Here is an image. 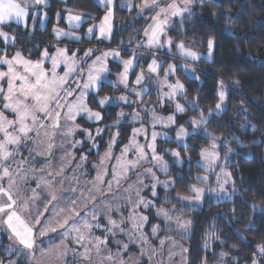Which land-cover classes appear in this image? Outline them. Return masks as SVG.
<instances>
[{
    "label": "snow or ice",
    "instance_id": "1",
    "mask_svg": "<svg viewBox=\"0 0 264 264\" xmlns=\"http://www.w3.org/2000/svg\"><path fill=\"white\" fill-rule=\"evenodd\" d=\"M67 3V0H65ZM197 0H164L163 5L161 0H142L140 5H135L132 0H121L120 7H126L128 10L132 8H138V15H142L146 10L152 11L155 14L149 17L151 23L142 29L144 39L137 42L136 47L132 49L131 55L128 59H123L120 56L118 50H109L101 52L100 55L93 57V53L97 51L94 48H88L84 51L83 57H77V51H73L72 55H68L69 50L67 48H56L55 54H50L48 49L45 48L41 54V59L33 61L30 58H25L20 50H16L14 53H9L7 46L15 44L16 37L10 35V25L15 23L24 28L28 27L29 22L33 25L40 19L41 14L43 18L48 19L47 12L43 11L48 6V0H0V231L9 234V239L13 240L15 244L22 246L23 250H28L27 255L32 256L35 260L36 253L39 252L42 256L46 255L45 251L41 248L40 244L43 243L42 238L51 232L57 230V226L64 228V235L70 232H75V242L84 247V252L79 255L85 260H90V253L92 249L84 245L86 240L84 230L90 231L92 228L101 229L115 235L113 228H119L120 232L124 229L120 227V224L124 223V218L121 216V220L118 223L116 220L108 216V224L111 227L105 228L99 223L100 216L96 214L95 207L92 205L91 220L95 223H89L87 217L84 218V224L78 226L73 222L68 226V220L64 219L63 223L59 220H55L61 213L65 212V209L56 210V205L59 203V198L55 192H48L46 201L42 202V210L36 208V201L39 199V195L36 189L27 188L28 174L30 169L22 167L26 161L21 160L16 162V158L21 156L20 149L26 148L30 142L36 143L37 137L40 135L41 129H51L53 134L57 130H61L65 137H73L76 131H79L84 140H72L70 142L71 147L77 146L83 147L84 143L91 142L89 151L93 148L99 149L100 145L96 142V137H101L108 129V125L104 127H97L93 134L87 128H81L79 124L75 123L77 117H82L93 123L100 122L104 119L101 111L93 110L88 103L89 97H93V103L99 105L101 109L105 106L111 107L113 104H143V98L148 94V87L145 85V80H151L156 78L155 83L158 85L156 95L159 97L158 105L149 108L145 106L144 111L151 114V128L152 131L149 134V129L143 126V117L140 112H133V121H140L141 127L133 128L132 135L128 142L121 150L119 157L114 155L113 149L116 147L119 141L120 132L109 133L111 136L108 142V148L105 151L103 157H101L98 164H94L96 176L91 182V188L88 189L87 199L93 200L95 197L94 192H100L101 196L105 194L104 188L108 192H111L117 187L123 180L127 179V174L130 170L135 169L137 166L151 162L157 168L158 171L164 175L168 174L169 165L164 160V157L157 151V138L163 137L166 140H171V137L167 133H159L155 131L157 125L161 127H175L176 142L187 151L188 138L194 136L197 129H204L208 124V116H206L199 105L187 99V89L185 85L178 79L170 82L169 77H175L177 65L169 64L167 68H164V64L156 56L155 52L158 50H165L167 54H173L172 49L176 48L175 55H179L186 60L192 62L198 61L201 58V54L193 50L192 47L186 46L181 40L174 42L173 38L168 34L169 29L174 28L175 23H182L186 14L191 15L192 5ZM203 5L206 0H198ZM97 6H101L105 9L102 17L98 18L92 13H87L81 10H76L70 7L63 9V13H57V23L61 20L66 22L68 30L61 27L53 28V34L56 38L68 37L76 41L83 39L84 37L77 34V31L82 28L83 25L89 24L84 36L90 38H96L98 40H110L113 31V20L115 18V8L118 6L116 0H96ZM97 21L91 23V21ZM5 27L9 28V31H4ZM131 43V41H129ZM193 43H200L199 40ZM215 46L214 38L207 40V56L212 57ZM140 49H148L153 52L151 61L147 64V71L140 65L142 57L139 55ZM109 57L114 60H118L122 66V71L117 75V81L113 84L107 77L113 75L111 72L108 59ZM91 59V63L88 60ZM50 63L49 68H45V63ZM63 66V75H60L58 69ZM140 68L138 74H135V69ZM185 71L195 72L194 68H191L187 64L180 65ZM164 71L163 79L159 78L160 72ZM132 74H135L133 85L129 86V79ZM104 83L112 84L113 87L122 85L128 92L137 97L136 100H131L126 95L118 97H109L99 95L101 87ZM238 83V81H237ZM218 97V103H216L213 111L222 110V106L227 100V90L224 86L223 80L219 82V90L216 93ZM184 100L182 104L179 100ZM165 102L173 105L172 113L167 116H162L157 113V107L164 108ZM187 105V107L185 106ZM192 108L198 114L196 116H190L186 123L192 125V131L190 132L183 124L176 127V116L178 114H184L188 108ZM127 113L121 111L118 113L117 120L113 123L112 127H117L121 119L124 118ZM211 115V112L209 113ZM11 117V118H10ZM65 121V126L61 128V120ZM72 122V123H68ZM206 135L211 137V142L208 147L200 150L201 160L197 162L198 166L202 167L205 172L213 173L219 165L221 160L220 153L218 151L219 144L217 140L221 137L216 136L212 132H207ZM138 137H143L145 143L141 144ZM54 145L49 142L48 148H53ZM166 153L174 158V163L183 164L184 160L181 157L180 151L168 149ZM232 151L231 148L228 149ZM132 153L135 156L134 160L127 159L128 154ZM50 154V153H48ZM31 156V151L29 152ZM45 155V153H40ZM69 157V164L74 155L72 153L67 154ZM116 163L109 167L112 160ZM191 160V157H188ZM225 164L221 167L220 174L216 175L217 189H209V191L226 192L225 184L232 183L231 172L227 171V157L224 158ZM80 164L76 165V168H82L83 163L87 161V156L82 155L80 157ZM40 171H44L41 169ZM150 174L154 183L151 185L152 197H157L156 188L158 185H162L167 191L168 189H175L176 181L160 180L152 168L145 170ZM111 172V179L105 178ZM64 168L62 167L58 172L49 173L52 177L51 180L42 181L49 187H54V179L56 176H63ZM194 179L201 184H208V176L197 175ZM72 180L77 184L79 179L77 176H73ZM62 183V181H61ZM138 183L142 187H147L143 184L142 180ZM40 185L37 184V188ZM188 190L192 193L191 196L176 194L175 199L182 203V207L187 209L189 206H195L203 201L205 196V188L197 187L195 184H189ZM25 194L22 196L21 192ZM68 192L75 193L76 188L69 186ZM233 191L235 188L233 187ZM31 192V195H27ZM83 196V193H80ZM138 197L135 202V207L150 208L155 207L154 201L147 200L140 196V190H136ZM231 195V194H228ZM56 202L55 204L53 202ZM171 203L170 200L166 201ZM73 207L68 209V213L75 217H80V212L75 209L77 200L71 201ZM51 206V210L49 208ZM109 212L119 209H112L111 205H106ZM255 207V206H254ZM181 209L173 205L171 208L159 207L155 209L156 216L161 217L166 222V227L169 231H176L181 238L187 239L188 233L191 230L192 220L186 219L180 215ZM48 212L49 217H45V213ZM137 217H129L135 221ZM139 220L143 223L148 222V217L140 215ZM135 222L133 228L139 230V227ZM153 235H156L160 231L159 225H153L151 229ZM216 236V233H208V238ZM218 238V237H217ZM171 241L173 247H179L182 254L187 253L188 249L183 245H177V242L172 237H166L160 240V244L164 245L165 241ZM91 242V241H90ZM107 237L101 239L99 237L94 238L95 251L99 254L101 245L107 244ZM117 243H120L119 241ZM208 247L207 242L204 245ZM126 250L127 244L123 245ZM52 249H49L50 253ZM67 249L60 253V257H66ZM257 252L259 256L264 259V245L257 246ZM120 253H117L119 256ZM227 253H221V256H226ZM252 260V264H261L260 260L255 258ZM171 258V257H170ZM186 259V257H184ZM107 260H113V257L109 255ZM3 264V261H0ZM120 264H125L123 260ZM203 264H207V259L203 261Z\"/></svg>",
    "mask_w": 264,
    "mask_h": 264
},
{
    "label": "rangeland",
    "instance_id": "2",
    "mask_svg": "<svg viewBox=\"0 0 264 264\" xmlns=\"http://www.w3.org/2000/svg\"><path fill=\"white\" fill-rule=\"evenodd\" d=\"M49 3H50V0H48V4ZM116 3L119 6V4L121 3V0H116ZM132 3L135 5H140L142 3V0L137 3L134 0H132ZM163 3H164V0H161L162 5ZM116 8H115V18L113 20V31H112V36L110 40H98L96 38H90V37L84 36V33L87 27L89 26V24L83 25L82 28L79 30H74V31H77L78 35L84 37L83 39L87 43L81 42L82 39L79 41H76L68 37H63V38L58 39L53 34V28L61 27V28H64L65 30H68V25L63 20H61L58 24L57 14H56L55 22L50 27L51 34L55 40L52 42V46H47L45 48L48 49L50 54H55L57 47L67 48L69 50L68 55H72L73 51L79 50L77 51L78 58L83 57L84 51L88 48L97 49V51L93 53L92 58H94L97 55H100L101 52H104V51L118 50L120 52L121 58L128 59L131 54H129L128 56L124 55L122 53L123 49H121V47L130 48L132 51V49L136 47L137 42L144 39L142 29H144L145 27H147L149 23H151V20L149 19V17H151L155 13L152 11L146 10L142 15H138V8H132L131 10H128L126 7H120L122 9H125L124 12L116 11ZM103 10L105 11L104 8ZM43 11L46 12L45 9ZM104 11L100 17L103 16ZM58 13L64 14L62 10L59 11ZM47 21L48 19L45 20L43 18V14H41L40 19L37 20L35 25L29 22L28 27L25 29H28L29 32H32L36 27L43 29L45 28ZM174 21H175V18H174ZM96 22L97 21L95 20L91 21V23H96ZM126 27L130 28L132 33L138 30V33L141 39H139V41H136L134 44H130V43L123 44L121 45V47L110 46V45L108 46V44H104V42L109 43L112 40L117 30H119L120 28H126ZM3 30L5 31L6 29H3ZM10 35L13 36L11 32H10ZM122 35L123 34L121 33L120 42L124 43L126 42L125 41L126 38H124ZM173 41L178 42L174 40V38H173ZM127 42L129 41L127 40ZM74 44H76L75 48L71 49V46ZM185 45L190 46L187 43H185ZM8 49L9 47L7 46V50ZM193 50L201 54L200 59L210 60L213 58V54L211 58H208L207 51H201L196 48H193ZM176 52H177L176 48L172 49L173 54H167L165 50H158L155 52V56L160 61L163 62L165 69L167 68L169 64H176L177 69H176L175 77H169V81L172 82L174 81L175 78H178L185 85L183 79L181 78L180 71H182L185 75L198 77L194 64L197 63L200 59L198 61L192 62L190 60H186L185 58L179 55H175ZM213 53H214V50H213ZM139 55L142 57V59L140 60V65L141 67H143V69L146 72L147 64L151 61L153 57V52L148 49H140ZM39 59H41V55L38 59H35V60L31 59V60L36 61ZM88 63L89 64L91 63V59L88 60ZM183 64H187L191 68H194L195 72L193 73L191 71H185L183 67H180V65H183ZM108 65H109L111 72L114 74L109 75L107 79L109 81H112L114 84L117 81L116 74L122 71V66L120 65L118 60H114L111 57H109L108 59ZM44 66L45 68H49L50 63L46 62ZM63 71H64V67L61 66L58 69V72L60 75H63ZM139 71H140V68L139 67L136 68L135 74H138ZM135 74H132L130 76V79H129L130 87L133 85ZM163 77H164V71H161L159 78L163 79ZM155 80H156L155 77H153L151 80H148V79L145 80V85L148 87V94L143 98V104H133L131 106L126 105V104H118V105L113 104L112 105V106H118L116 119L113 121V123L117 120L118 113L121 111H124L128 115H126L124 118L121 119L120 124L122 123L132 124L130 126V132H129L127 140L123 142L121 145L117 144L116 147L113 149L114 155L116 157L120 156L121 150L123 149L124 145L128 144L131 138V135H132V129L141 127L140 121H133L132 115H131L133 112H137V111L140 112L141 116L143 117V126L149 129V134L151 133L152 131L151 114H150V111L145 112L144 108L145 106H148L149 108H151L152 106L158 105L159 103V97L156 95V90H157L158 85L155 83ZM218 90H219V86H218L217 92ZM121 95H126L131 100L137 99L135 95L128 92L122 85L116 86L114 87L113 91L111 92L107 91L105 92V94L100 95V96L101 97L103 96L118 97ZM187 99L196 102L194 99H190L188 97ZM179 102L182 104L185 103V101L182 99L179 100ZM218 102L219 101H217V103ZM88 103H89V100H88ZM215 105L209 111L207 112L203 111L204 114L208 116V120L211 118L213 114H221L223 112V110L227 107V100H226V103L222 106V110L218 112L213 111V109L215 108ZM89 106L95 111H101L102 115L105 117V112L103 109H95L90 105V103H89ZM185 106L187 107V105ZM107 107L108 106H105V108ZM173 107H174L173 105L169 104L168 102H165L164 108L161 109L157 107L156 110L159 115L167 116L172 113ZM189 110L193 112L194 109L189 107L188 110L184 114H178L176 116V127L183 124L191 132L192 125L186 123V121L188 120L190 116H196L197 118H199V116L198 114L189 113ZM210 112H211V115H209ZM84 121L88 123H93L79 116L75 120V123L79 124L81 128L89 129L90 131L93 132V134L95 133V130L97 127H104L105 125H108V123L104 119L100 122L95 123L94 126L86 125ZM68 123H72V122H68ZM64 126H65V121L62 119L61 128H63ZM175 130H176L175 127H161L159 125H157L155 128V131L159 133H167V135L171 137V140H166L163 137H158L157 142H156L157 151L159 152L160 155L164 157V160L169 165V171L167 175H164L163 173L158 171L157 168L153 165V163L145 162L137 166L135 169L130 170L127 174V179L123 180L111 192H108L105 186L104 188L105 194L103 196H101L100 192H94L93 195L95 198L93 200H89L87 199L88 189L91 188V182L94 180L96 176V171H97L95 168H93V165L98 164L100 162L101 157H103L105 151L108 148V142L110 141L111 136L108 138V142L106 143L105 148L100 152L99 156L95 159V158H92V155L98 154L99 149L97 150L93 148L91 151H89L91 142L86 141L82 148L79 146H77L76 148L71 147L70 142L72 140H84V136L79 131H76L73 137H65L61 130H57L55 134H53L52 130L48 129L47 135H46L45 130L41 129L39 137L35 138L37 142L35 144L30 142L26 148L22 147L20 149L22 155L16 158L17 163H19L21 160L26 161V163L22 165V167L30 169L29 174H28L29 182L26 187L29 189H36V192L39 195V199L36 201L35 207L40 208L42 210V202L46 201L47 193L55 192L59 198V203L56 205V210L58 211L59 209H65V212L61 213L58 217H55V220H59L61 223H63L64 219H67L68 226H70L73 222H75L78 226H82L84 224V218L87 217L89 223H95V221L91 220L92 205L95 204L96 205L95 212L97 215L101 217L99 220V223L101 225H103L105 228L111 227V225L108 224L109 215L111 216L112 219L116 220L118 223L121 220V216H123L124 223L120 224V227H122L124 231L120 232L119 228H113V231L116 233L113 236L110 233L104 231L103 228L101 229L92 228L90 231L84 230L82 228V232L86 236L84 245L92 249L90 253V260H85L83 257L79 255L80 253L84 252V247L75 242V237L77 234L75 232H70L67 235V237H65L64 235L65 229L57 226V230L55 232H51L42 238L43 240L42 244L40 243L39 240L37 241V243L40 244L41 248L45 251L46 255L42 256L39 252H37L35 256V260H33L32 256L26 254L28 250L20 251V249H22V246L15 244L13 240H10L9 246H8V252L13 253L14 255L10 259L5 261L3 264H120L121 260H123L125 264H187L188 255H189V247L187 243L188 238L187 239L181 238V236L178 235L176 231H169V229L166 227V222L163 221L161 217L156 216L155 209L159 207L171 208L173 205H175L177 208L181 209L180 215L184 216L186 219L192 220V215L188 214L187 212L200 209L204 203V199L207 196L211 197L214 201H217V202L228 200V199H232L235 196V194L239 193V189H238V186L234 182V186L232 183H228L224 185L226 192L218 193L215 191H209V189H217L218 187L216 183V175L220 174L221 167H223L225 164V160H224L225 157H227L226 170L231 172L230 180L235 181L231 168L228 166V164L232 163V160L230 159L231 152L228 151V149L231 148V146L229 142H227L224 139H221V140H217V143L219 144L218 151L221 156V160L219 161L220 166H218L215 172L213 173L205 172V170L199 166L201 170H195L193 174V178L196 177L197 175L208 176L209 177L208 184L207 185L201 184V183H198L196 180L195 182H189V184H195L197 187L205 188V196L202 202H200L199 204L195 206H189L187 209H185L182 207V203L178 202L175 199L176 194L179 193L180 195L191 196L192 193L191 192L180 193V192L173 191L172 189H168L166 191L162 185H158L156 188L157 197H152L151 185L152 183H154V181L152 180L150 174L145 171L146 169L152 168V171L155 173V175L162 181L169 180V179L176 181L175 175L172 174L173 167L174 166L181 167L185 162H187L188 167H190L191 165V162H189L188 160V157L190 156L189 154H186V155L181 154V157L184 160V162L183 164H178V163H174V158L168 155L165 151L168 149H173V150L180 151L181 153V150L179 148L180 145L176 142ZM116 131H119L118 126L113 129L112 128L110 129V127H108L107 131L101 137H96V142L100 145L103 137H105L108 133H114ZM199 133L206 134L207 128L197 129L194 135L199 134ZM189 138L187 141L188 144H189ZM138 139L141 144L145 143L143 137H138ZM49 142H51L54 145V147L51 149L48 148ZM221 146L226 147V148L221 149L220 148ZM30 151H31V156L29 155ZM40 153H45V155H40ZM68 153H72L75 157L74 159L70 161V164H69V157L67 155ZM82 155L87 156V161L83 163L82 168H76V165L81 163L80 157ZM127 159L134 160L135 156L132 153H129ZM200 160H201V157H200V152H199L197 159L195 160V163L197 164V162ZM115 163L116 161L113 159L110 162L109 167L111 168V166L114 165ZM62 167L64 168L63 176L55 177L53 181L54 187H49L47 184L42 182V181L51 180L52 177H50L48 174L50 172L51 173L58 172ZM41 169H44V171L43 172L40 171ZM175 173L177 175H180L182 172L181 170H176ZM74 175L77 176L79 179L78 184L72 180V177ZM111 178L112 177H111V172H110L109 175L105 179L110 180ZM139 180H142L143 184L147 185V187H142L138 183ZM37 184L40 185L39 188H37ZM69 186L76 188L77 191L75 193L68 192L67 189L69 188ZM233 187L235 188V191H233ZM137 189L140 190L141 197H144L147 200L154 201L155 207H150L147 209L143 208L142 206L135 207V202L138 199L136 195ZM80 193H83V196H81ZM24 194L25 193L22 191L21 195L23 196ZM31 194H32L31 192L27 193V195H31ZM228 194H231V195H228ZM73 199L77 200L75 209L80 212V217H75L74 215L69 214L67 211L68 209H71L73 207V205L71 204V201ZM168 200H170L171 203H167L166 201ZM53 203L55 204L56 202L54 201ZM106 205H111L112 209L118 208L119 210L118 211L113 210L109 212V209L108 207H106ZM252 207L256 210L257 209L264 210V206L258 205L254 202H252ZM49 208L51 210V206H49ZM44 215L45 217H49L50 214L46 212ZM140 215L147 216L148 222L142 224V222L138 218ZM133 216L137 217L135 221H133V219H129V217H133ZM134 222L137 226H140L142 224V227H139V230H137L136 228H133ZM153 225L160 226V231L156 235H153L151 231ZM191 229H192V226H191ZM6 234L9 237V234L8 233ZM190 235H191V230L188 233V237H190ZM95 237H99L101 239H104L105 237H107V241H108L106 245H101V250L99 254H97V252L95 251V244H94ZM166 237H172L177 242V245H183L185 248L188 249V252L182 254L180 251V248L178 246L173 247L171 241L169 240H166L164 245H161L160 240H163ZM118 241L120 243H117ZM124 244L128 245V248L126 250L123 248ZM49 249H52L50 253L48 252ZM65 249L68 250L67 255L66 257L61 258L60 253L64 251ZM117 253H120V255L117 256ZM109 255L113 257V260L106 259V257H108ZM184 257H186V259Z\"/></svg>",
    "mask_w": 264,
    "mask_h": 264
},
{
    "label": "trees",
    "instance_id": "3",
    "mask_svg": "<svg viewBox=\"0 0 264 264\" xmlns=\"http://www.w3.org/2000/svg\"><path fill=\"white\" fill-rule=\"evenodd\" d=\"M66 7L92 13L97 19L104 11L95 0H67V3L65 0H50L45 8L48 15L45 28L36 27L29 32L15 23L10 25L16 42L8 45V52L20 50L25 57L38 59L45 47L52 46L55 39L50 27L56 14ZM191 7V15L186 14L182 23L174 21L175 26L169 29V34L174 40H182L201 51H207V40L214 38L213 58L200 59L194 64L198 77L185 75L182 71L180 75L186 85L187 97L194 99L204 112L217 103V89L223 80L227 88V107L221 114H213L206 128L207 132L229 142L232 163L228 166L239 193L232 199L218 202L207 196L200 209L187 212L192 215L191 235L187 239V264H203L205 258L207 264H252L254 254L264 264V259L257 252V246L264 245V210L252 207V202L264 206V0H206L203 5L196 2ZM124 10L119 6L116 8V11ZM4 29L9 31L8 27ZM121 33L126 38L124 43L120 42ZM139 39L138 30L132 33L126 27L117 30L112 40L104 44L121 47L129 43L127 40L134 44ZM197 40L200 43H193ZM81 42L87 43L84 39ZM75 46L72 45L71 49ZM121 49L126 56L132 52L130 48ZM113 90L111 84L104 83L99 95ZM89 103L93 108L101 109L93 103V97H89ZM103 110L104 120L110 129L115 128L112 125L118 106ZM189 113L197 114L195 110H189ZM131 125H118L121 141L118 144L127 140ZM109 137V133L103 137L98 154H93L92 158L99 156ZM210 142L211 137L199 133L189 138L187 151L179 147L181 154L191 156V165L188 167L185 162L181 167H173L172 174L176 177L173 191L190 192L188 185L195 182L194 171L201 170L195 160L200 150ZM176 170L182 173L177 175ZM210 232L216 236L209 239ZM9 242L8 235L0 231V261L3 263L14 255L8 252ZM206 242L207 248L204 247ZM222 252L227 255L222 257Z\"/></svg>",
    "mask_w": 264,
    "mask_h": 264
},
{
    "label": "crops",
    "instance_id": "4",
    "mask_svg": "<svg viewBox=\"0 0 264 264\" xmlns=\"http://www.w3.org/2000/svg\"><path fill=\"white\" fill-rule=\"evenodd\" d=\"M48 16V15H47Z\"/></svg>",
    "mask_w": 264,
    "mask_h": 264
}]
</instances>
